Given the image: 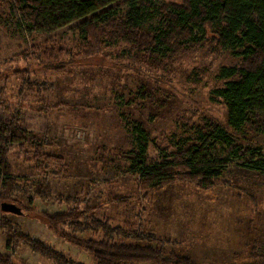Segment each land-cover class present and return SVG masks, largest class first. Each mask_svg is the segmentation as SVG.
<instances>
[{"label": "rangeland", "instance_id": "rangeland-1", "mask_svg": "<svg viewBox=\"0 0 264 264\" xmlns=\"http://www.w3.org/2000/svg\"><path fill=\"white\" fill-rule=\"evenodd\" d=\"M165 3L181 0L160 1ZM157 25L151 17L143 29ZM84 45L74 25L29 33L0 0V122L17 116L26 132L6 155L13 186L1 201L23 214L4 213L0 203V253L11 264H57L34 251L27 236L74 262L95 264L40 215L69 214L73 224L61 225L63 232L102 240L103 232L82 213L96 208V218L112 228L129 226L154 241L114 238L118 242L164 247L192 264H264V174L235 163L211 191L180 181L146 191L126 157L137 148L136 126L148 132L149 163L159 162L164 148L170 155L182 140L197 137L183 122L230 131L227 109L213 92L222 85L221 70L243 61L220 49L211 33L167 58L123 43L91 52ZM236 141L264 156V136L243 130Z\"/></svg>", "mask_w": 264, "mask_h": 264}, {"label": "trees", "instance_id": "trees-1", "mask_svg": "<svg viewBox=\"0 0 264 264\" xmlns=\"http://www.w3.org/2000/svg\"><path fill=\"white\" fill-rule=\"evenodd\" d=\"M4 1L29 33L45 34L74 25L90 52L123 43L137 52L167 58L179 50L201 44L211 33L220 49L232 51L243 61L239 67L221 70L222 85L213 92L227 109L230 131L215 123L196 126L183 122L182 127L196 129L197 137L182 140L177 151L170 155V147L164 148L163 158L149 163L148 132L136 126L133 131L137 148L126 156L129 171L139 176L140 186L146 191H160L178 181L192 184L201 191H211L220 184L226 167L235 163L245 170L264 174L262 150L236 141L243 130L264 136V0H181L179 4L162 5L161 0ZM151 17L158 20V25L147 32L143 28ZM3 102L0 88V106ZM25 136L17 116L0 122V203L13 186L7 152L11 146L21 145ZM97 210L86 209L82 213L88 216L93 230L103 232L102 240H80L63 232L61 225L73 224L71 218L74 217L69 214L42 213L40 217L60 239L84 249L95 264H192L175 253H167L164 247L118 242L114 238L133 239L139 244L154 241L151 235L133 231L129 226L112 228L96 218ZM24 239L34 251L57 264H82L43 242L27 236ZM7 247H11L10 240ZM11 259L0 253V264H11Z\"/></svg>", "mask_w": 264, "mask_h": 264}, {"label": "water", "instance_id": "water-1", "mask_svg": "<svg viewBox=\"0 0 264 264\" xmlns=\"http://www.w3.org/2000/svg\"><path fill=\"white\" fill-rule=\"evenodd\" d=\"M1 210L4 213H10V214L17 215V216H21L23 214L21 208H19L15 204L7 203V202L1 205Z\"/></svg>", "mask_w": 264, "mask_h": 264}]
</instances>
